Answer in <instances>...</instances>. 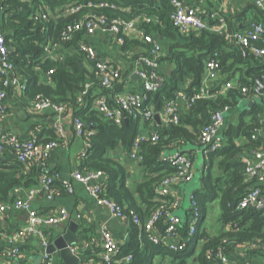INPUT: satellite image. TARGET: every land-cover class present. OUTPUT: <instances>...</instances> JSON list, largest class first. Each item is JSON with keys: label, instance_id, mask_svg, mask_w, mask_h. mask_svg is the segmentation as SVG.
I'll list each match as a JSON object with an SVG mask.
<instances>
[{"label": "trees", "instance_id": "trees-1", "mask_svg": "<svg viewBox=\"0 0 264 264\" xmlns=\"http://www.w3.org/2000/svg\"><path fill=\"white\" fill-rule=\"evenodd\" d=\"M88 2L107 5L101 8L86 6L77 15H63L66 6ZM248 2L251 3L249 9H257L259 12L253 20L264 22V15L255 1ZM0 5L4 8L0 13V23L10 50V59L20 81L26 85L20 102L29 105L40 96L50 99L52 103L64 104L66 109H73L75 118H81L86 131L90 132L87 135L90 145L82 160L81 170H102L106 175L107 196L127 210L135 209L143 221L161 204L156 198L162 180L176 171L167 156L179 151L185 152L175 150L185 144L201 145L200 131L210 122L212 112L237 107L241 99L255 93V77L264 75V64L251 66L250 62L256 60L255 56L248 54V49H245L247 54H244V49L226 32L203 30L182 34L170 18L173 6L169 0H0ZM42 11L49 13L50 18L35 19ZM92 12L106 14L110 19L149 17L151 21L142 23L145 31L155 38L169 42L163 47L165 52L161 61H169L174 69L169 74H164L163 86L151 94V99L144 103V108L152 104L156 111H162L166 102L176 97L178 91L184 90L192 94L199 90L206 74L207 62L216 54L221 73L213 82L211 92L221 90L226 83L236 79L240 84L234 85L225 93L197 99L190 106L183 103L178 125L161 127L157 141L142 143L140 155L143 160L140 167L144 172V180L133 187L127 184L126 168L112 156L111 151L118 147L130 150L141 133V123L149 122L130 116L128 122L124 120L118 124L101 115L93 105L94 100L109 92L101 86L96 74L84 65L88 60L79 50V42L87 41V37L80 33L70 40L62 39V30L68 21ZM54 44H60L58 52L65 54L64 61L47 57L46 47ZM133 47H138L139 53L135 56L138 57L148 54L152 45L142 39L127 36L123 50ZM62 49H65V53ZM51 69L53 72L50 74ZM91 82L93 84L88 93L82 95L86 85ZM120 85L116 91L121 88ZM243 87H247L249 91L244 93ZM2 89L7 90V94L11 91V87L3 84L0 75V90ZM262 92L264 93V89ZM81 96L82 102L79 101ZM261 111L259 106L241 111L236 123H229L224 127L223 147L204 154L208 170L201 176V187L194 191L201 211L195 236L189 234V220L179 227V235L186 242L185 248L172 250L165 243H154L148 238L144 228L130 221L131 239L119 243L120 251L111 264H222L217 256L219 251L234 264H255L253 258L264 252V209L241 208L239 204L250 189L260 186L256 180L246 179L243 156L251 155L264 142V137L256 134L260 125L258 114ZM43 134L49 137L42 138ZM43 134L39 135L41 141L57 139L53 129ZM187 153L195 161L194 152ZM8 156L6 152L5 158L0 157V203L12 202L16 197V187L35 186L43 174L38 163L25 169L15 155ZM214 201H219L220 221L224 228L212 233L210 229H203V226L208 206ZM90 230L82 225L80 239L89 240ZM80 246L82 262L100 260L102 245L97 247L91 244L85 249L82 248L83 244ZM129 255L133 256L131 261L122 260Z\"/></svg>", "mask_w": 264, "mask_h": 264}, {"label": "built area", "instance_id": "built-area-1", "mask_svg": "<svg viewBox=\"0 0 264 264\" xmlns=\"http://www.w3.org/2000/svg\"><path fill=\"white\" fill-rule=\"evenodd\" d=\"M173 6L171 13V20L174 26L182 33L189 34L192 32H201L203 30L223 31L225 25L212 28L202 16L199 11L193 6H187L183 0H169ZM258 8L264 15V0H254ZM106 3L94 4L88 3H72L66 6L63 10L64 16L77 15L88 7H104ZM0 5V13L3 10ZM49 19L50 14L44 11L35 16V19ZM136 19L128 20L124 17L108 18L106 14L92 12L83 15L81 18L70 20L66 23L62 30V39L70 40L77 34L84 33L85 37H90L96 32H108L112 35L116 43L123 48L126 43V37L131 33L136 32L137 38L144 40L152 45L148 54L135 57L132 64V74L137 75L142 81V87L137 91H116V88L122 84L124 73L122 68L116 67L112 62L104 60L98 56L96 48L89 42L81 40L79 42V50L83 52L89 62V68L96 74L101 86L109 93L98 96L95 100V109L99 111L105 118L112 119L116 123L121 124L125 119L134 117L142 121L151 122L155 119L157 111L154 105L149 104L143 107L144 103L151 99V94L161 89L164 84V75L157 73V68L161 64V57L163 56V47L159 40L153 35L148 34L142 25H139ZM143 21H151V18L144 16ZM143 23V22H142ZM237 45L244 49H248V54L257 56H264V22L251 21L247 28L242 31L234 32L231 35ZM60 44L48 45L46 47L47 57L53 58L59 62L65 60V54L59 53ZM10 50L6 43L5 35L0 23V75L2 76L3 84L7 87H15L24 92L26 85L23 84L15 72V65L10 59ZM51 69L49 73L51 74ZM220 63L217 60V54L214 58L209 60L206 65V74L203 79L202 86L199 90L188 94L184 90L177 92L176 97L168 100L165 104L164 115L166 116V124L178 125L181 120L183 103L189 106L197 99L209 98L218 93H225L228 89L234 86L233 83H227L217 90L215 93L211 92L212 84L220 77ZM92 82L86 85L85 91L82 95L88 93L92 86ZM255 92H260L257 87H254ZM225 91V92H224ZM242 91L247 93L249 89L243 87ZM7 97V90H0V157L9 150L16 159L28 168L35 163H38L43 168L46 161L50 158L52 151L59 145L61 137L64 136L62 120L65 117L66 109L64 104L52 103L50 99L37 97L32 101V109L36 113L43 112L47 109L53 108L57 115L55 125L53 126L57 139L48 141H41L38 137L29 139H22L15 133H9L3 130L4 120L7 115V104L5 98ZM110 97H113L110 100ZM83 101V96L79 98ZM71 109V108H70ZM226 107L224 110H216L212 112L210 122L203 126L200 131V143L203 148V153L207 154L211 151H216L223 147L224 142L217 136L220 128L224 125L225 113L229 110ZM73 112V109L70 110ZM74 114V112H73ZM83 120L79 117L74 119V127L78 136H83L86 139L87 149L90 145ZM256 134L259 136V131L256 129ZM159 138V132H154L151 135L139 134L131 149L129 150L132 159L138 162L143 160L140 155L142 150V143L148 140L153 142ZM87 153V152H86ZM169 162L176 169L174 173L168 174L161 182L158 188L159 198L161 204L143 221L135 209H126L123 205L115 199L107 196L106 175L102 170H81L74 173L75 180L82 183L86 190L96 199L97 203L107 207L112 215L124 219L126 222H133L144 228L147 232L148 238L154 243H165L172 250H183L186 246L185 240L181 239L179 235V227L184 222L189 220L190 230L189 234L195 236L197 225L201 218V211L199 203L194 192L190 195L189 211L187 217L183 218L176 215V210L180 205V199L172 194V187L176 183H190L195 177V161L187 152H176L167 156ZM246 163L245 176L246 179L256 180L264 183V142L254 153L249 157L243 159ZM59 178V173L48 174L44 172L39 177L37 185L29 187L25 190V196L22 195V186L14 189L15 199L9 203H0V217H2L8 210H26L30 211L27 224L19 229L14 234H8L6 237L11 243L19 239H25L30 234L42 235L43 227L58 224L68 218L66 209H61L57 213L40 214L31 212L32 202L38 195H46L48 199H53L60 189L56 187V180ZM63 188L69 193L73 192L72 182L65 181ZM62 189V188H61ZM168 197V198H167ZM239 207H253L256 209H264V188L262 186H255L250 189L247 195L242 199ZM187 218V219H186ZM4 234L0 231V235ZM50 240L44 238L43 249L45 250V257L43 264H53L50 256L46 251ZM102 252L100 253V260L82 262L83 264H111L115 256L120 251V244L114 237L113 233L107 229L102 232ZM85 243L83 249L87 248ZM72 251L78 254V248L71 247ZM21 248L15 247L10 250L0 251V263L4 257H11L14 260L20 258ZM80 254V251H79ZM78 254V255H79ZM217 256L222 261V264H234L227 256L219 251ZM81 257V256H80ZM133 258L132 255L124 257L122 260L129 262ZM81 259V258H80ZM120 260V261H122ZM240 264H253L251 262H243Z\"/></svg>", "mask_w": 264, "mask_h": 264}, {"label": "crops", "instance_id": "crops-1", "mask_svg": "<svg viewBox=\"0 0 264 264\" xmlns=\"http://www.w3.org/2000/svg\"><path fill=\"white\" fill-rule=\"evenodd\" d=\"M187 6H193L198 11L200 16L207 21V23L214 29L216 27L225 25V32L231 38L232 34L237 31H242L247 28L251 21L259 15L254 9H249L251 3L248 0H183ZM248 8V9H247ZM144 16L136 17L139 25H142ZM134 18V19H136ZM213 31V30H210ZM230 33V34H229ZM131 39L137 38V33L133 32L129 35ZM157 40H160L156 37ZM89 41L97 50L98 56L104 60L112 62L116 67L122 68L124 73L123 82L120 85L118 91L129 92L137 91L142 87V81L137 76L132 74V64L135 56L139 53L138 47H133L129 50H123L115 41L114 37L108 32L98 31L96 34L88 37L86 39ZM162 47L169 44L167 40H160ZM65 53V49H62ZM163 51V55H164ZM62 53V52H61ZM255 56L256 60H252L250 65L252 66H262L264 64V56ZM84 65L89 69L88 61H85ZM174 69L169 61H161L160 66L157 68V73L164 75L169 74ZM228 83H233L239 86L238 79L230 81ZM227 84V83H226ZM225 84V85H226ZM224 85V86H225ZM186 87V86H184ZM256 87V84L254 85ZM14 89V90H13ZM228 91V90H227ZM226 91V92H227ZM225 92V91H224ZM20 90L15 87H11V91L7 94L6 104H7V115L4 120L3 130L9 133H15L19 135L22 139H29L32 137H38L45 131L50 129L54 130V135L56 133L54 125L56 123L55 119L57 115L53 108L47 109L43 112L36 113L32 109V103L29 105L23 104L21 101ZM98 97V96H97ZM96 97V98H97ZM257 100V103H253L249 108V103L253 99ZM113 97H110L112 100ZM247 101L239 102V105L234 108H230L225 113L224 125L220 128L217 136H219L223 142H225L224 137V127L229 123H236L239 119L241 111L248 110L254 106H259L262 111L258 114V126L257 131L259 135L264 137V93L262 90L260 92H255L250 96L243 98ZM96 100V99H95ZM94 100V107H95ZM244 108H240V107ZM69 109L65 117L62 120V126L64 130V136L61 137L59 145L52 151L50 158L43 165L42 173L46 172L48 174L59 173V178L56 180V187L60 189V192L56 194L53 199H48L46 195H38L36 199L32 202L31 212H36L40 214H52L57 213L61 209H66L68 212V218L58 224L43 227L42 235L30 234L25 239H19L15 243H11L6 237L8 234H14L19 229L24 227L29 219L30 211L26 210H8L2 217H0V231L4 234L0 235V251H6L13 249L15 247L21 248L20 258L14 260L11 257H4L0 264H43L46 259L45 250L43 249L44 238L50 240L55 236L62 234L67 229V224L71 220H74L79 224L76 231V236L79 242L75 245L78 249L86 244L96 245L97 247L102 244V232L103 229L111 231L114 237L119 243H123L127 240L128 235H130V223L126 222L124 219L112 215L110 210L97 203L96 199L86 190L85 186L79 181L75 180L74 173L81 169V164L83 158L86 156L87 144L86 139L83 136H78L74 127L75 116ZM160 115V122L153 120L148 124L141 123V133L144 135H151L154 132H159L161 127L165 128L166 116L163 111H157ZM229 113L228 115H226ZM49 137L43 134L42 138ZM41 138V139H42ZM186 145L189 150H185ZM175 150H182L185 152H194L195 158L197 159L199 154L203 155V168L202 174L207 172V167L205 165V155L203 153V148L199 144H185ZM174 150V151H175ZM170 151V152H174ZM167 152V153H170ZM112 156H114L127 170L128 181L127 184L131 187L140 183L144 180V172L141 169V162L132 159L129 150H125L124 147H118L111 151ZM7 155L11 157L14 155L11 151H7ZM8 156V157H9ZM250 155H244L243 158L249 157ZM2 158H5L2 156ZM28 167L27 169H29ZM196 171V168H195ZM248 181L251 179H247ZM65 181H71L73 192H68L63 188V183ZM189 183H176L172 187V194L180 199V205L176 210V215L183 218L187 217L189 208L185 207V200L187 197V191L185 186ZM200 183V187H201ZM33 186V185H32ZM30 186V187H32ZM254 186V185H253ZM252 186V187H253ZM260 186L264 188V183H260ZM23 187V186H22ZM199 187V188H200ZM29 187H23L22 195L25 196V190ZM62 188V189H61ZM158 192V191H157ZM159 193L157 200L159 198ZM139 203L141 199L137 198ZM182 213V214H181ZM184 214V215H183ZM90 228L88 236L89 240H81V226ZM224 225H220L216 230H210L212 233L223 229ZM82 246V248H83ZM78 250V254H79ZM79 258L80 254L78 255ZM50 259L53 264H66L60 257L59 253L56 252L51 254ZM81 264L82 263V259ZM255 264H264V252L262 255L253 258Z\"/></svg>", "mask_w": 264, "mask_h": 264}, {"label": "water", "instance_id": "water-1", "mask_svg": "<svg viewBox=\"0 0 264 264\" xmlns=\"http://www.w3.org/2000/svg\"><path fill=\"white\" fill-rule=\"evenodd\" d=\"M82 66V63L80 64ZM256 87L261 91L264 89V75H258L255 77ZM243 99L240 100V103ZM253 103H257V100L254 98L248 105L249 108ZM240 108H244L243 106ZM155 120L160 122V115L157 113L155 115ZM128 122V119H125ZM79 227V224L74 220H71L70 223L67 224V229L64 233L55 236L50 239V243L46 248V251L50 254H54L56 252L59 253L60 257L63 259L66 264H81V260L78 254L74 253L71 249L72 246H75L79 239L76 236V231ZM224 227V226H223ZM130 239L128 235L127 240Z\"/></svg>", "mask_w": 264, "mask_h": 264}, {"label": "rangeland", "instance_id": "rangeland-1", "mask_svg": "<svg viewBox=\"0 0 264 264\" xmlns=\"http://www.w3.org/2000/svg\"><path fill=\"white\" fill-rule=\"evenodd\" d=\"M244 101H246V100H244ZM246 103H247V101H246ZM228 114L229 113H227L226 115H228ZM187 147H188V145H186L185 150H189V148H187ZM199 155L200 156H198V158L195 159L196 171H195L194 180L185 186V189L187 191V197L185 200V207L186 208H189V206H190V201H189L190 195L200 187V183H201L202 168H203V158H202L203 155H202V153ZM220 213H221V210L219 207V201L211 202L208 206L207 218H206L205 224L203 226V229L207 228L210 230H216L221 225Z\"/></svg>", "mask_w": 264, "mask_h": 264}]
</instances>
